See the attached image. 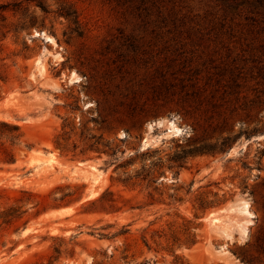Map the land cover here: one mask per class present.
Wrapping results in <instances>:
<instances>
[{
	"label": "rangeland",
	"instance_id": "obj_1",
	"mask_svg": "<svg viewBox=\"0 0 264 264\" xmlns=\"http://www.w3.org/2000/svg\"><path fill=\"white\" fill-rule=\"evenodd\" d=\"M43 1L0 10V264H264L263 4ZM171 13L202 25L169 41ZM101 86L239 110L223 130L175 104L132 127L99 113Z\"/></svg>",
	"mask_w": 264,
	"mask_h": 264
},
{
	"label": "trees",
	"instance_id": "obj_2",
	"mask_svg": "<svg viewBox=\"0 0 264 264\" xmlns=\"http://www.w3.org/2000/svg\"><path fill=\"white\" fill-rule=\"evenodd\" d=\"M258 2L263 4L261 6H264L263 0H258ZM32 4L39 7L45 14L49 13L48 7L43 0H15L13 4L1 5L0 10L8 9L11 6L21 10ZM59 14L60 16L71 20L73 24L76 25V29H79L80 25L76 11L72 8L63 7L59 11ZM201 25V22L196 25L195 19H191L189 15L182 16L171 13L168 17V28L162 33V35L164 39H168L172 42L182 41L183 36L187 33V28L188 30L193 31L195 27L200 28ZM92 70L95 71L94 69ZM89 79L91 82L97 83L95 75H92ZM182 82H191L192 87H194L199 85L201 81L197 78H191L190 80L183 79ZM96 88L98 89V86H96ZM97 92L99 96V113L113 116L120 122L130 123L132 127L140 125L148 118L173 111L172 105L175 104L177 111L181 113L182 116H190L199 129H204L205 131L214 129L223 130L228 126L232 116L239 110L232 109L231 105H233V101H229V99L226 98L218 99L216 96H211V101H208V97L205 96V93H186L184 95L178 93H165L163 96L159 95L158 97H154L152 103L148 104L147 101H142V98L135 93L114 95L107 92L103 86H101ZM257 93L264 96V91H257ZM198 103L200 106L199 108L191 109L192 104ZM5 126L12 128L15 131L18 130V127H12L7 124H5ZM253 132H256V129ZM17 138V136L11 135L12 140H16ZM216 148V144H207L205 147L198 150L199 152H210L216 150Z\"/></svg>",
	"mask_w": 264,
	"mask_h": 264
},
{
	"label": "bare ground",
	"instance_id": "obj_3",
	"mask_svg": "<svg viewBox=\"0 0 264 264\" xmlns=\"http://www.w3.org/2000/svg\"><path fill=\"white\" fill-rule=\"evenodd\" d=\"M161 125V124H160ZM173 133H177L178 129L172 128ZM171 132V131H170Z\"/></svg>",
	"mask_w": 264,
	"mask_h": 264
}]
</instances>
